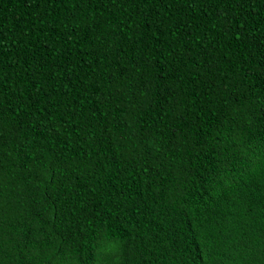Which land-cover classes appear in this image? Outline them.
Listing matches in <instances>:
<instances>
[{
	"label": "trees",
	"instance_id": "16d2710c",
	"mask_svg": "<svg viewBox=\"0 0 264 264\" xmlns=\"http://www.w3.org/2000/svg\"><path fill=\"white\" fill-rule=\"evenodd\" d=\"M0 264H264V0H0Z\"/></svg>",
	"mask_w": 264,
	"mask_h": 264
}]
</instances>
